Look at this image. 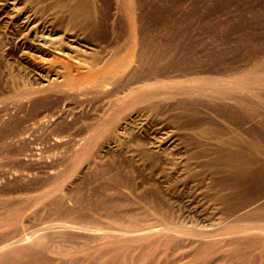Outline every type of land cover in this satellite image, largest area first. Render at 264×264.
I'll use <instances>...</instances> for the list:
<instances>
[{"label":"rangeland","instance_id":"374dc122","mask_svg":"<svg viewBox=\"0 0 264 264\" xmlns=\"http://www.w3.org/2000/svg\"><path fill=\"white\" fill-rule=\"evenodd\" d=\"M131 3L130 13L123 0H0V218L19 209L12 238L58 221L43 213V196L58 202L50 209L63 222L95 221L78 227H118L121 211L135 209L149 224L205 232L210 242L226 241L221 229L236 215L225 219L228 206L237 215L264 208V172L244 191L221 159L226 139L258 138L264 164V85L226 100L173 86L253 67L264 80V0ZM140 93L152 97L135 101ZM252 96L255 105L236 101ZM112 117L86 156L94 129ZM188 243L166 256L192 260ZM215 246L209 264L228 257V246Z\"/></svg>","mask_w":264,"mask_h":264},{"label":"bare ground","instance_id":"6f19581e","mask_svg":"<svg viewBox=\"0 0 264 264\" xmlns=\"http://www.w3.org/2000/svg\"><path fill=\"white\" fill-rule=\"evenodd\" d=\"M123 1L124 9L131 13L133 9L131 0ZM257 75V68L253 67L243 73V76L233 77L230 80L206 76L193 78V81H189V84H174L173 86L175 89L182 90L185 95L191 98L212 96L226 100L232 97L233 93L248 92L254 86L263 87L264 80ZM175 89L169 90V93L173 94ZM147 95L143 97L142 93H140L135 96L134 100L138 101L152 97L150 96L152 94ZM254 99L257 100V97L252 96L248 99L240 97L236 98V101L240 106L245 107L246 103L244 101L255 105L253 103ZM114 120L115 117H112L108 122L102 123L101 126H96L93 131L95 133L89 137L88 145L86 144V148L83 151L86 156H88L87 154L90 156L94 143L106 131L113 128ZM223 143L224 146L228 147V151L222 155L221 159L225 162L224 164L232 181L244 191H248L252 186L260 184L262 181L261 173L264 172V164H261L259 160L261 154L260 140L258 138H231L229 140L226 139ZM72 172L70 171V173ZM74 191L75 188L73 193ZM78 199L81 207H84L86 204L85 200L82 198ZM100 201L94 204L100 209H102L101 206L104 207L108 204ZM37 202L41 204L40 206H42L45 216L53 214L55 215L54 218L57 217L55 220L58 221L49 225L48 222L45 224L43 223L44 221L40 220L44 225L40 226V228L38 227V229L36 228L37 226H33L34 231L30 236L16 238L13 234L15 238H12L11 233L16 232L15 235H17L18 222H20L19 219L21 217L19 209L9 208L8 213L4 212L5 214L0 218V264H199L197 259L201 260L202 264H209L207 251L217 247L215 245H218L219 248L223 246L229 247L228 257L222 258L218 261V264L232 259L238 264H264V238H262L264 237V208L257 209L252 214L242 213L237 215L238 211H240L236 210L238 206H228L223 210L225 219L230 218L235 213L236 215L232 223L226 224L221 229L223 233L220 235H225L226 241H224V238H218V240L210 242L203 239L208 236L205 232H191L181 227H173L167 224H149L147 223L149 219L147 220L146 214L143 212L139 213L138 210L136 212L135 209L121 211L119 225V215H115L119 228H82L78 227L80 222L94 224L95 221H91L86 215L82 214L78 217H72L67 222H63V219L58 217L60 213L51 212L52 207L57 205L58 202L52 200L49 196L40 197ZM109 203L111 207L118 211V200H111ZM2 227H7L11 231L3 233ZM9 234L11 239L8 238ZM29 237L30 239L32 237L35 239L28 245L27 242L31 241ZM217 237L219 236L217 235ZM27 239L29 241L25 242L26 246L24 240ZM186 242H189L187 245L196 244L194 251L191 253L193 256L192 260L182 262L185 259L183 256L178 258L166 256L168 253L182 251L186 247ZM203 242L206 245L198 244ZM252 249L258 250L256 256L251 257L248 255ZM49 253L52 255L48 256Z\"/></svg>","mask_w":264,"mask_h":264}]
</instances>
